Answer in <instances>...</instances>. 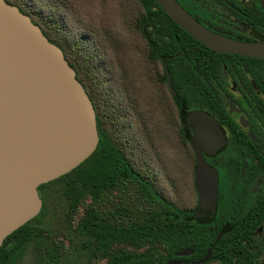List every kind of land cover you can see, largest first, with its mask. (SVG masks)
I'll use <instances>...</instances> for the list:
<instances>
[{
  "label": "trees",
  "instance_id": "16d2710c",
  "mask_svg": "<svg viewBox=\"0 0 264 264\" xmlns=\"http://www.w3.org/2000/svg\"><path fill=\"white\" fill-rule=\"evenodd\" d=\"M5 1L61 48L92 102L99 141L76 168L38 187L42 208L4 239L0 264H26L27 255L32 264H166L201 257L215 234L193 217L192 151L183 139L182 154L192 164L184 194L171 153L175 140L167 136L168 107L151 114L149 126L143 127L141 119L145 93L165 83L159 60L168 68L181 62L189 76L197 53L211 49L176 24L156 0H93L104 6L109 22L77 16L76 0H45L40 9L25 0ZM72 26L82 31L80 36ZM132 98L138 111L135 125ZM53 213L59 219L45 222ZM52 232L62 234L69 247ZM223 243L215 245L213 254ZM181 250L190 253L179 256Z\"/></svg>",
  "mask_w": 264,
  "mask_h": 264
},
{
  "label": "water",
  "instance_id": "95a60500",
  "mask_svg": "<svg viewBox=\"0 0 264 264\" xmlns=\"http://www.w3.org/2000/svg\"><path fill=\"white\" fill-rule=\"evenodd\" d=\"M164 12L193 38L215 52L264 56V44L247 43L214 33L195 20L176 0H156ZM264 11V0H260ZM168 84L171 78L163 61ZM205 137L189 139L196 156L198 202L193 217L209 221L215 212L217 174L200 147L215 152L225 143L222 132L199 114ZM95 111L74 69L17 6L0 0V246L19 227L35 218L41 184L76 168L98 144ZM204 257L189 264L205 263ZM166 264H181L170 260Z\"/></svg>",
  "mask_w": 264,
  "mask_h": 264
},
{
  "label": "flooded vegetation",
  "instance_id": "af4514ba",
  "mask_svg": "<svg viewBox=\"0 0 264 264\" xmlns=\"http://www.w3.org/2000/svg\"><path fill=\"white\" fill-rule=\"evenodd\" d=\"M176 1L214 33L264 44V11L260 0ZM162 38L171 39V36ZM159 61L165 83L157 84L154 93H145L141 120L143 127L149 126L150 115L168 107L167 136L174 138L177 152L182 150L185 139L193 154L195 208L198 202L194 178L196 156L189 139L205 135L200 118L192 125L189 115L196 113L209 123L213 121L225 139L224 145L213 153L197 143L205 162L217 174L214 215L209 221L196 220L208 223L215 234L207 248L213 246L209 259L201 264H264V56L203 49L187 69L189 76L183 73L186 69L181 62L171 63L170 68L165 63L170 78V69L175 73L174 84L171 79L173 91L168 84L164 60ZM131 107L135 125L138 111L134 98ZM222 239L220 251L213 254L215 245ZM189 253L181 250L177 254ZM205 253L191 261L180 260L181 264L199 261Z\"/></svg>",
  "mask_w": 264,
  "mask_h": 264
},
{
  "label": "rangeland",
  "instance_id": "374dc122",
  "mask_svg": "<svg viewBox=\"0 0 264 264\" xmlns=\"http://www.w3.org/2000/svg\"><path fill=\"white\" fill-rule=\"evenodd\" d=\"M25 1H28L29 3H31V5L37 9H40L41 4L46 3L45 0H25ZM73 4H74V10L76 12V15L79 16V14L81 13L82 19L87 20L86 18H90L88 21L95 20L97 22L111 21L110 17H108L109 13L107 14V12L104 11V6H97L93 0H76ZM61 18H64V19L66 18L67 20H70V22L73 19V17L70 18L69 16H66V15H64ZM98 27L99 26H97L96 28ZM77 29L79 30V33ZM73 31L74 33H77L76 34L77 36H80L82 32L77 27H73ZM62 34L67 36V33L65 34V31H63ZM72 38H74V35L72 36ZM172 152L176 154L177 159H175V162L178 163V166H176V169H175V174H177V178H178L177 184L183 187L181 192L185 194L187 190V185L189 184L188 180L190 179V175H191V168H192L191 160L184 157V155L182 154L183 153L182 150L180 152H177L174 148V150H172L171 153ZM168 169L170 173H174V169L173 170L172 168H168ZM54 219L56 220L59 219V215H57L56 213L48 215L44 218V221L46 222V221H51ZM51 235L56 240H63L65 246L69 247L68 241L66 239H63L62 234H60L59 232H52ZM24 260L26 264H32L31 255H27Z\"/></svg>",
  "mask_w": 264,
  "mask_h": 264
}]
</instances>
